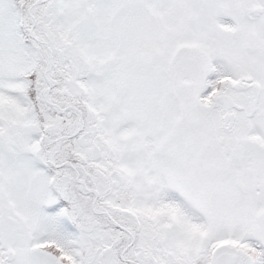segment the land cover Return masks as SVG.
Returning a JSON list of instances; mask_svg holds the SVG:
<instances>
[{
  "label": "snow or ice",
  "instance_id": "1",
  "mask_svg": "<svg viewBox=\"0 0 264 264\" xmlns=\"http://www.w3.org/2000/svg\"><path fill=\"white\" fill-rule=\"evenodd\" d=\"M0 264H264V0H0Z\"/></svg>",
  "mask_w": 264,
  "mask_h": 264
}]
</instances>
